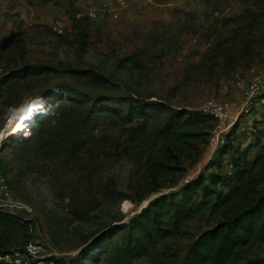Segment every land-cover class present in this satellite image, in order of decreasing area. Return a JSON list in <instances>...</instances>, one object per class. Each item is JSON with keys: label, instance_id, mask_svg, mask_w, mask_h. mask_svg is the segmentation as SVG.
Masks as SVG:
<instances>
[{"label": "rangeland", "instance_id": "rangeland-1", "mask_svg": "<svg viewBox=\"0 0 264 264\" xmlns=\"http://www.w3.org/2000/svg\"><path fill=\"white\" fill-rule=\"evenodd\" d=\"M258 10L257 0H79L74 7L67 0H0V82L14 70H46L16 80L6 92L10 97L0 98V132L18 117L0 145V161L14 199L32 208L19 209L18 215L33 221L32 241L41 246L40 256L73 264L107 225L128 221L155 196L177 192L200 173H232L236 149L254 143L256 129L264 130V20L251 21ZM94 76L110 83L100 85ZM257 79L263 86L248 98L247 88ZM56 86L91 100L123 97L185 110L228 102L232 111L224 143L210 142L214 120L207 142L181 150L182 170L154 181L146 159L157 155L155 128L168 111L136 139L130 126L137 124L109 121L107 145L76 158L38 155L32 143L15 148L14 140L31 142L32 126L27 130L25 121ZM229 131L233 146L221 166H213ZM255 153L253 147L249 158ZM221 217L212 215L210 206L201 209L180 235L135 264H152L171 253L183 256L196 235ZM250 256L264 259V243Z\"/></svg>", "mask_w": 264, "mask_h": 264}, {"label": "trees", "instance_id": "trees-1", "mask_svg": "<svg viewBox=\"0 0 264 264\" xmlns=\"http://www.w3.org/2000/svg\"><path fill=\"white\" fill-rule=\"evenodd\" d=\"M43 3L59 0H38ZM74 7L79 0H67ZM258 10L252 22L264 20V0H257ZM215 10V9H214ZM244 12H257L246 9ZM42 67L14 70L0 82V98H9L12 83L45 73ZM94 81L107 86L100 76ZM4 83V84H3ZM5 88V89H4ZM34 114L25 121L32 126L31 142L21 143L47 157L76 158L86 151L103 149L106 145L105 124L109 121L130 126L136 139L148 128L151 120L165 111L166 116L155 128L159 144L157 155L146 159L152 180L182 170L180 153L195 147V142L208 141L214 116L202 110L168 108L140 99L97 96L80 98L67 87L56 86L34 107ZM33 116H35L33 118ZM18 121V117H14ZM31 120V121H30ZM27 123V124H26ZM28 130V129H27ZM232 131L219 149V159L211 164L220 167L221 157L231 149ZM257 140L232 156V173H200L189 179L177 192L155 196L126 222L109 224L95 235L80 251L73 264H135L167 238L183 232L187 222L201 209L210 206L212 215L221 213L213 225L202 229L189 244L185 254L159 256L152 264H264L261 257L250 256L256 244L264 243V130L256 129ZM7 140L4 142L6 144ZM256 147L255 156L249 153ZM0 171L8 177L0 161ZM33 238V221L0 210V264H12L5 259L17 248H23ZM57 264H67L63 258L51 256Z\"/></svg>", "mask_w": 264, "mask_h": 264}, {"label": "built area", "instance_id": "built-area-1", "mask_svg": "<svg viewBox=\"0 0 264 264\" xmlns=\"http://www.w3.org/2000/svg\"><path fill=\"white\" fill-rule=\"evenodd\" d=\"M262 86V81L259 79L251 82L247 88V97L250 98L253 94L259 92ZM202 111L214 116L216 124L210 142L212 145L218 144V142L223 141L224 123H226V118L231 114L232 106L228 102L210 101L207 106H204ZM5 137L2 138L0 132V145ZM19 209L32 212L31 207L14 199L7 179L0 173V210L18 215ZM40 252L41 246L34 241H30L23 248L13 250L11 254L5 256V259L12 264H57L50 257L40 256Z\"/></svg>", "mask_w": 264, "mask_h": 264}, {"label": "bare ground", "instance_id": "bare-ground-1", "mask_svg": "<svg viewBox=\"0 0 264 264\" xmlns=\"http://www.w3.org/2000/svg\"><path fill=\"white\" fill-rule=\"evenodd\" d=\"M16 124H17V121H16V119L13 116L12 118L9 119V121L6 123V125L2 128V130H1V137L2 138H4L5 136L8 137L9 135H8V132L7 131L9 130L10 127L16 126ZM27 129H28V126H27ZM24 131H25V129L22 130L23 137L24 136L26 137L28 134H30L29 132L23 133Z\"/></svg>", "mask_w": 264, "mask_h": 264}]
</instances>
